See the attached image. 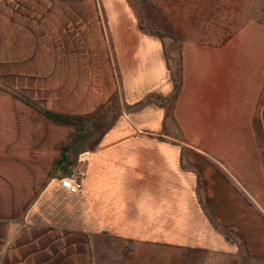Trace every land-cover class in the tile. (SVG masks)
I'll list each match as a JSON object with an SVG mask.
<instances>
[{"label":"crops","instance_id":"0c3cea01","mask_svg":"<svg viewBox=\"0 0 264 264\" xmlns=\"http://www.w3.org/2000/svg\"><path fill=\"white\" fill-rule=\"evenodd\" d=\"M105 2L111 13L112 0ZM71 10L65 19L75 29L56 41L57 61L74 70L65 78L111 84L107 63L95 55L104 42L100 12L92 0ZM34 23L33 44H49L45 20ZM147 44L139 51L142 75L128 79L143 89L131 92L95 149L73 147L108 99L95 87L85 92L87 107L27 106L31 124L0 127V264H95L102 244L107 253L175 245L178 233L192 250L264 258V210L248 198L264 196V20L249 18L225 41L186 40L178 55L170 52L167 80L158 45ZM166 96L167 139L129 138L161 133ZM72 170L83 173L78 193L60 184Z\"/></svg>","mask_w":264,"mask_h":264},{"label":"rangeland","instance_id":"374dc122","mask_svg":"<svg viewBox=\"0 0 264 264\" xmlns=\"http://www.w3.org/2000/svg\"><path fill=\"white\" fill-rule=\"evenodd\" d=\"M77 1L80 0H0V127H26L29 122L31 124L33 121L28 117L27 106H33L40 111L71 112L88 106L84 104L87 103L85 92L91 91L95 85L88 87L85 83L71 79L70 83L65 74L72 75L74 70L66 68L62 61H57L59 43L56 41H60V37L75 29L74 23L65 18L66 13L72 11V3ZM92 1L95 10L102 16L98 25L104 39L103 48H97L95 55L107 63L112 77L111 84H96V91L101 97L108 99L101 107L102 111H98L91 118L87 117L86 123L83 124L85 127H82L79 137L73 143L75 150L78 147L81 150L95 149L96 140L115 128L108 127L110 121L114 126L117 125L122 115V107L126 106V100L130 101L132 98L131 92L142 91V85L132 88V82L129 83L128 79L132 75H142L145 61L143 62L139 51L143 47L148 49L147 41L158 45L159 53L156 59L164 63L166 70H163V76L165 75L164 80H167L170 52L178 55L186 40L225 41L235 33L237 26L249 18L264 20V0H122L123 3L121 0H112L111 13L107 10L105 0ZM26 13H33V16L28 18ZM110 15L114 18L113 22ZM41 19L45 20L46 28L50 29V35L53 37H50L49 44L44 41L33 44V39H39L36 36L38 30L35 28L38 24L34 22ZM25 23L34 35L25 31ZM152 56L151 53L148 60H153ZM150 66L153 67V62ZM101 69L103 71V68ZM161 88L167 89V83L162 84ZM160 89L152 90L156 92ZM155 92H151L152 95ZM109 93L111 94L108 95ZM79 94H84L82 99ZM163 98L161 133L136 131L129 138L147 136L167 139L168 100L167 96ZM248 198L264 210V196ZM185 241L184 233H178L175 245H124L123 253L113 249L107 253L103 250L106 245L102 244V250L97 252L94 262L264 264V258H248L241 252L236 254L222 246L219 251L210 250L206 246L192 250L188 248L192 246L187 247L184 244Z\"/></svg>","mask_w":264,"mask_h":264},{"label":"built area","instance_id":"2783aa9c","mask_svg":"<svg viewBox=\"0 0 264 264\" xmlns=\"http://www.w3.org/2000/svg\"><path fill=\"white\" fill-rule=\"evenodd\" d=\"M83 173L79 170H72L66 176L60 179V184L63 188L71 193H78L83 186Z\"/></svg>","mask_w":264,"mask_h":264},{"label":"trees","instance_id":"16d2710c","mask_svg":"<svg viewBox=\"0 0 264 264\" xmlns=\"http://www.w3.org/2000/svg\"><path fill=\"white\" fill-rule=\"evenodd\" d=\"M52 116H54V118H57V116H55V115H52ZM59 118V117H58Z\"/></svg>","mask_w":264,"mask_h":264}]
</instances>
